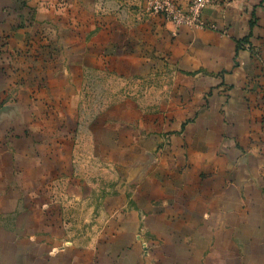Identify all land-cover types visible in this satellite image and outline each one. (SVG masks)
I'll list each match as a JSON object with an SVG mask.
<instances>
[{"label": "crops", "instance_id": "crops-1", "mask_svg": "<svg viewBox=\"0 0 264 264\" xmlns=\"http://www.w3.org/2000/svg\"><path fill=\"white\" fill-rule=\"evenodd\" d=\"M76 1L0 0V264H264V108L255 90L264 83V0H219L203 9L201 26L136 12L130 27L123 0L112 13L111 0H82L99 28L77 45ZM54 37L66 43L68 76H47L33 95L36 80L11 68L37 50L53 69ZM91 69L174 79L158 112L132 98L88 126L93 146L106 149L93 157L118 172L90 241L70 236L50 206L53 186L75 188L73 155L60 147L74 148V138H54V156L37 154L48 142L33 139L42 114L34 111L32 130L21 123L24 99H66ZM17 138L31 141L36 160H20Z\"/></svg>", "mask_w": 264, "mask_h": 264}, {"label": "rangeland", "instance_id": "rangeland-1", "mask_svg": "<svg viewBox=\"0 0 264 264\" xmlns=\"http://www.w3.org/2000/svg\"><path fill=\"white\" fill-rule=\"evenodd\" d=\"M59 1L66 6L67 0ZM154 1L155 0H123L122 12L124 14L122 17L128 19L123 21L124 26H131L130 16L136 12H140L143 15L154 14L161 16V12H158L153 7ZM81 2L82 0H77L74 5L75 9L78 8L76 11L79 13L78 17L81 19V25L79 24V28L74 30V40L71 39V36L69 37V40H71L72 43H76V45L82 42L84 35L89 37L91 32H97L99 28V19L97 16H92L91 20H88V14L84 16L83 4H80ZM115 8L116 5L114 0H111L106 6V10H108L107 13L114 12ZM95 12L98 13L97 7L96 11L92 10V14H96ZM83 17L87 18V21H84L85 23H82ZM62 24L64 25L66 22ZM82 24H85L87 29H84ZM89 25L95 28L93 27L94 29L88 31ZM110 25L115 27L114 21L110 22ZM118 28L119 30L122 29L121 27ZM64 37L66 38V36ZM119 37L120 34L118 33L113 35L114 40ZM57 43L61 44L58 45ZM57 43L54 37L53 69L48 66L44 67L46 66L44 62L36 61L40 60L39 57H42V59L48 58V54L44 52L40 53V51H38V53L35 54L37 50L28 53L25 60L22 58L23 61L21 62L20 68H17L16 65H14L15 67L13 66L14 68H11L13 69L14 75L18 78L20 77L23 81L34 82V80H36L38 87L35 88V90L31 89L33 95H36L34 93H37L39 88L44 87H41V85L46 81L45 78H47V76L51 74L56 77L68 76V70L65 67L66 52L64 48L66 43L61 39L57 41ZM60 46L63 47L62 51ZM17 57L18 54L16 55V58ZM173 79V74L170 72L156 73L149 76H122L111 69H91L75 78L77 83L74 86L73 92H70V95L68 94L69 98L59 99L53 98L52 96L48 97L47 100L41 101H39L37 97L34 98L33 101L28 99L23 100L22 107L26 115L21 124H25L28 129L32 130L31 126H33V124L37 125L35 117L38 114L34 113V111L38 110L39 113L42 114L43 122L41 124H44L43 131H39V133L34 137L32 135V137L33 139H40L41 141L47 140L48 142L44 145L43 149H36L37 154L42 151L48 156V153L50 154L51 152L54 156V145L56 146L54 138H56V140L58 139L57 142H59L60 145H63L64 140L66 141V139L74 138V148L65 144L63 148L62 146L60 147L64 154L69 153L73 155L75 165L72 175L76 177L74 184L75 188L74 190L70 188V184H72L70 181V184H68L66 180H61L62 182H59L55 187L53 186L50 202L52 211H54V205L58 208L60 218H62V222H65L70 236L76 239H81L84 236L90 241L94 238L102 221L100 207L102 206L103 198L105 194L107 195L114 191V177L118 174L115 168L104 166L100 164L99 160L93 157L97 156V151H106V149H99L93 146L91 139L89 140L88 138V126L99 116L106 114H110L111 116L116 108L123 111L126 109L125 103L129 102L128 99L131 100L132 98L135 101L137 100L140 108L158 112L164 100L166 99L165 102H167L169 99L168 96H170L171 93ZM35 85L36 83L33 84V87H36ZM255 90H258L261 95L260 102L264 108V83L258 86L255 85ZM45 112L46 116H43ZM39 119H41V117H39ZM144 121L145 120H142L143 123ZM140 123L141 122H138V127ZM260 127L264 133V117L261 118ZM51 131L52 133L50 134ZM51 138L53 139L49 141ZM17 140H20L19 142L22 144L20 148L23 149L20 160H36V158H38L37 155L34 157L33 154H31V141L29 139L24 138L21 140V138H17ZM109 150L110 149H108V151ZM46 174H52L54 176V171L47 172ZM85 177H87L88 180L87 183L83 184Z\"/></svg>", "mask_w": 264, "mask_h": 264}, {"label": "built area", "instance_id": "built-area-1", "mask_svg": "<svg viewBox=\"0 0 264 264\" xmlns=\"http://www.w3.org/2000/svg\"><path fill=\"white\" fill-rule=\"evenodd\" d=\"M219 0H187L185 4L177 0H155L153 7L174 25L201 26V13L206 6ZM226 1V0H225Z\"/></svg>", "mask_w": 264, "mask_h": 264}]
</instances>
